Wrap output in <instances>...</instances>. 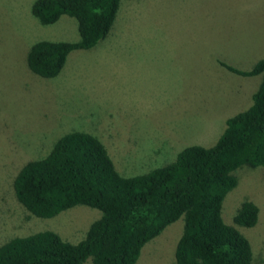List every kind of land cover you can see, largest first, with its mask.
Returning <instances> with one entry per match:
<instances>
[{"label": "rangeland", "instance_id": "374dc122", "mask_svg": "<svg viewBox=\"0 0 264 264\" xmlns=\"http://www.w3.org/2000/svg\"><path fill=\"white\" fill-rule=\"evenodd\" d=\"M32 1L0 0V244L40 229L77 239L99 216L76 205L36 217L13 196L18 167L45 154L60 135L92 133L121 175L138 174L186 145L213 143L261 77L232 73L222 63L248 69L242 57L264 49V0H120L108 34L70 51L50 78L27 69L26 49L39 39L76 40L75 20L60 15L42 25L30 14ZM235 172L222 219H231L244 198L258 206L257 224L242 232L254 245L255 264H264V168ZM181 228V218L166 225L134 264H173Z\"/></svg>", "mask_w": 264, "mask_h": 264}, {"label": "trees", "instance_id": "16d2710c", "mask_svg": "<svg viewBox=\"0 0 264 264\" xmlns=\"http://www.w3.org/2000/svg\"><path fill=\"white\" fill-rule=\"evenodd\" d=\"M119 2L33 0L29 11L40 24L67 15L75 20L78 37L34 41L24 55L27 69L56 76L70 51L89 49L108 34ZM222 64L232 73L261 77L249 105L226 117L208 146L186 145L167 163L123 176L95 135L75 130L23 162L11 177V190L28 214L49 218L84 205L99 216L77 239L51 229L8 237L0 244V264H134L145 244L179 218L173 264H255L254 245L242 230L257 224L258 206L244 198L224 221L221 205L237 183L238 167L264 168V57L249 69Z\"/></svg>", "mask_w": 264, "mask_h": 264}, {"label": "crops", "instance_id": "0c3cea01", "mask_svg": "<svg viewBox=\"0 0 264 264\" xmlns=\"http://www.w3.org/2000/svg\"><path fill=\"white\" fill-rule=\"evenodd\" d=\"M260 57H264V49H262L261 48V46L259 45V46H257L252 52H251V54L249 55V56H244V57H242V59H243V63L241 62V60H237V61H239L240 63H242V64H247L248 66H252V64L254 63V61L257 59V58H260ZM229 58H233V57H231V56H229ZM240 58V57H239ZM232 60H234V58L232 59ZM237 62L235 61L234 63H233V61H229V63L227 64V65H229V66H238L237 64H236ZM241 67V66H240ZM249 67V68H250ZM241 68H243V67H241ZM245 68H247V67H245ZM248 68V69H249ZM247 98H248V92H246V95H245V97H244V100L245 101H247ZM249 103L250 102H248V104L247 105H249ZM246 105V106H247Z\"/></svg>", "mask_w": 264, "mask_h": 264}]
</instances>
